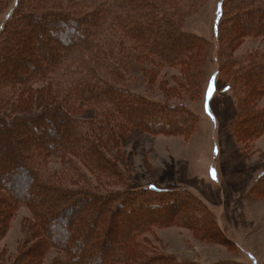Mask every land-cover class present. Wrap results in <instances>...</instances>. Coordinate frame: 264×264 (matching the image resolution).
Wrapping results in <instances>:
<instances>
[{"label":"trees","instance_id":"16d2710c","mask_svg":"<svg viewBox=\"0 0 264 264\" xmlns=\"http://www.w3.org/2000/svg\"><path fill=\"white\" fill-rule=\"evenodd\" d=\"M202 2L0 0V12L12 4L0 27V238L20 207L30 211L20 221L16 251L0 248V264H42L51 250L57 255L50 264H246L145 252L139 234L174 224L207 243L230 250L237 244L188 190L99 189L90 178L98 186L124 182L118 149L132 128L184 138L194 130L198 118L183 104L126 87L120 52L128 45L137 60L183 68L189 78L179 86L191 82L197 89L189 71H198L207 44L180 22ZM263 33L264 0H220L218 42L230 46L242 35ZM227 64L219 63L214 76L227 91H238L243 112L231 126L245 140L264 132V108L251 103L264 92V54L239 67ZM91 109L94 118H84ZM53 155L62 163L56 171L48 168ZM257 182L264 185V170Z\"/></svg>","mask_w":264,"mask_h":264},{"label":"rangeland","instance_id":"374dc122","mask_svg":"<svg viewBox=\"0 0 264 264\" xmlns=\"http://www.w3.org/2000/svg\"><path fill=\"white\" fill-rule=\"evenodd\" d=\"M11 6L10 3L0 12V27ZM226 9L229 13L235 12L228 6ZM219 14L220 0H203L180 22L182 30L196 33L207 44L206 58L198 71L193 67L188 70L191 81L198 82L197 89L190 85L191 82H187L188 87L179 86V79L187 81L189 78L182 75L183 68L157 67L147 60H137L138 52L131 51L128 45L122 49L126 87L154 100L183 104L196 115L197 124L186 138L132 128L121 139L118 149L117 160L126 175L124 182L98 186L97 181L90 178L99 189H138L149 185L188 190L208 206L225 235L237 244L230 250L223 244L198 240L189 228L175 224L152 226L137 236L147 253L164 252L181 260L201 263L235 260L264 264V185L257 182L264 170V132L250 135L245 140L236 138L231 122L243 112L238 103V91H227L224 83L214 76L219 63L239 67L246 65L252 56L263 55L264 33L242 35L230 46L224 41L218 42L215 31ZM143 69L154 70V73L144 76ZM175 87H178V95H175L178 93H175ZM251 103L256 110L264 108V92L257 93ZM91 110L83 117L94 118L95 112ZM0 133L4 134L1 129ZM0 147H3L1 142ZM61 167L59 158L54 155L49 158V170L56 171ZM210 169L215 170V179ZM28 216L30 211L20 207L0 238V248L7 254L16 251L22 236L20 221ZM56 255V251H48L42 264H50Z\"/></svg>","mask_w":264,"mask_h":264},{"label":"snow or ice","instance_id":"6c2138e0","mask_svg":"<svg viewBox=\"0 0 264 264\" xmlns=\"http://www.w3.org/2000/svg\"><path fill=\"white\" fill-rule=\"evenodd\" d=\"M208 95L210 96L211 95V87L209 88V92H208ZM207 110V108H206ZM211 173H212V178L215 179L216 176H215V170L214 169H210Z\"/></svg>","mask_w":264,"mask_h":264}]
</instances>
